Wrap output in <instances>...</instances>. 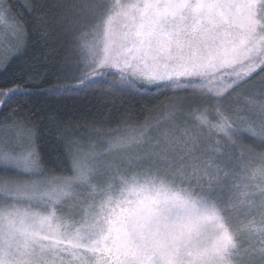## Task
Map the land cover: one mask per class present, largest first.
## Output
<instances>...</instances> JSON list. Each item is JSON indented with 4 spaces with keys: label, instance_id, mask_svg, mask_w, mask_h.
<instances>
[{
    "label": "snow or ice",
    "instance_id": "snow-or-ice-1",
    "mask_svg": "<svg viewBox=\"0 0 264 264\" xmlns=\"http://www.w3.org/2000/svg\"><path fill=\"white\" fill-rule=\"evenodd\" d=\"M21 7L63 41L54 79L25 61L0 81V264H264V0ZM21 19L0 0L5 73ZM36 95L151 100L160 118L48 112L45 140Z\"/></svg>",
    "mask_w": 264,
    "mask_h": 264
},
{
    "label": "trees",
    "instance_id": "trees-1",
    "mask_svg": "<svg viewBox=\"0 0 264 264\" xmlns=\"http://www.w3.org/2000/svg\"><path fill=\"white\" fill-rule=\"evenodd\" d=\"M7 4L13 7L17 15H21V22L26 24L29 32L28 47L23 56L16 55L11 60V69L8 72L0 71V81L13 78L16 74L23 75L26 64L25 61L34 65L33 72H39L48 78L55 69L52 64L55 63V57L61 55V45L63 34L51 18V13L47 16L44 13H25L21 7L22 0H6ZM44 17L46 20V39L41 38V34L34 30V25L39 23V19ZM48 57V63L43 62V58ZM47 87V85H45ZM32 107L38 111L40 117L41 130L44 131V139L51 140L52 135L46 129H50L47 120L44 117L48 112H58L61 115L71 117L72 119L83 123L81 117L91 119H115L124 116L130 119L132 123H142L145 118L150 116L151 112L158 108L159 102L151 100H141L139 98L124 97L120 99H101L96 96H84L78 99L69 98H51L43 95L33 97ZM27 114V109L24 110ZM3 129H0L2 132ZM54 134V133H53Z\"/></svg>",
    "mask_w": 264,
    "mask_h": 264
},
{
    "label": "rangeland",
    "instance_id": "rangeland-1",
    "mask_svg": "<svg viewBox=\"0 0 264 264\" xmlns=\"http://www.w3.org/2000/svg\"><path fill=\"white\" fill-rule=\"evenodd\" d=\"M5 31H6L5 29H3L2 27H0V54L3 53V47H2V45L7 44L8 46H11V43L14 42V38L9 37L7 40L5 39V37H4V32ZM160 111H161V109L158 107L156 110H154L153 112H151L150 116H148L147 118H145L143 120V122L146 121V120H148V119L155 120L157 118H160Z\"/></svg>",
    "mask_w": 264,
    "mask_h": 264
}]
</instances>
